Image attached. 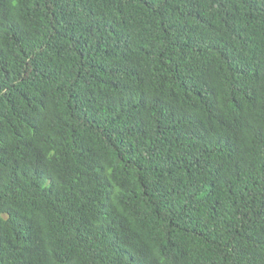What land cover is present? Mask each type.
Here are the masks:
<instances>
[{
  "label": "trees",
  "instance_id": "16d2710c",
  "mask_svg": "<svg viewBox=\"0 0 264 264\" xmlns=\"http://www.w3.org/2000/svg\"><path fill=\"white\" fill-rule=\"evenodd\" d=\"M0 264H264V0H0Z\"/></svg>",
  "mask_w": 264,
  "mask_h": 264
}]
</instances>
